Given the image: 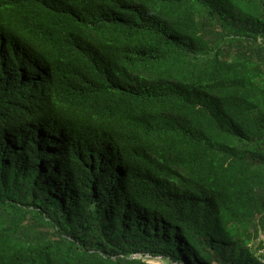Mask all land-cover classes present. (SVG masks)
<instances>
[{
	"label": "trees",
	"instance_id": "1",
	"mask_svg": "<svg viewBox=\"0 0 264 264\" xmlns=\"http://www.w3.org/2000/svg\"><path fill=\"white\" fill-rule=\"evenodd\" d=\"M261 233L264 0H0V264H264Z\"/></svg>",
	"mask_w": 264,
	"mask_h": 264
},
{
	"label": "rangeland",
	"instance_id": "2",
	"mask_svg": "<svg viewBox=\"0 0 264 264\" xmlns=\"http://www.w3.org/2000/svg\"><path fill=\"white\" fill-rule=\"evenodd\" d=\"M150 262L155 263V264H175L173 262H171V260L167 259V258H149L148 259Z\"/></svg>",
	"mask_w": 264,
	"mask_h": 264
},
{
	"label": "clouds",
	"instance_id": "3",
	"mask_svg": "<svg viewBox=\"0 0 264 264\" xmlns=\"http://www.w3.org/2000/svg\"><path fill=\"white\" fill-rule=\"evenodd\" d=\"M258 241H261L262 242V246L261 248H258V251H259V254L260 253H264V234L261 233L260 237L258 238ZM255 246L257 245H260L259 243L258 244H254Z\"/></svg>",
	"mask_w": 264,
	"mask_h": 264
}]
</instances>
